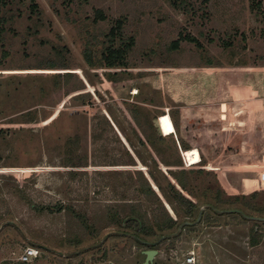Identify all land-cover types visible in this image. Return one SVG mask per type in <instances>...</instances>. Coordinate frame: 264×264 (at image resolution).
<instances>
[{
  "label": "rangeland",
  "instance_id": "374dc122",
  "mask_svg": "<svg viewBox=\"0 0 264 264\" xmlns=\"http://www.w3.org/2000/svg\"><path fill=\"white\" fill-rule=\"evenodd\" d=\"M118 21L135 43L109 69ZM180 37L196 41L169 50ZM248 205L264 208V0H0V264L27 245L28 264H264V221L233 212ZM131 214L167 237L121 235Z\"/></svg>",
  "mask_w": 264,
  "mask_h": 264
},
{
  "label": "trees",
  "instance_id": "16d2710c",
  "mask_svg": "<svg viewBox=\"0 0 264 264\" xmlns=\"http://www.w3.org/2000/svg\"><path fill=\"white\" fill-rule=\"evenodd\" d=\"M172 4L174 6H178L177 2L175 1H173ZM97 13L99 15V18L103 19L101 12H97ZM121 25L122 23L118 21L117 25H115L108 33L104 35V37L106 38V42H104L102 46L103 48L99 56L100 60L97 62V65L105 66L109 69L117 65H124L127 54L134 46L135 39L132 36L129 37L124 36L121 31ZM182 39L189 41L194 40V38L191 37H183V38L180 37L179 39L172 41L170 43L169 50L178 49L179 43ZM84 58L88 65L95 66V61L92 58L89 49H85ZM248 209L251 211H257V213L247 215L245 212H242L241 210L238 209L233 210V212L238 214L244 220L251 219L255 221H264V214H262L264 212L263 207L257 208L256 206L248 205ZM192 212H193V208H189L187 211L188 215L192 214ZM120 227L123 229L120 233L121 235L130 236L138 244H145V245L149 244L152 247L156 246L159 240L167 237L166 235L164 236L163 234H161L151 241L144 238V236L142 235H152L153 231L151 230V228H149L146 225L143 218L137 215L131 214L126 216L122 220ZM167 228L169 227H165V229ZM257 234H258L257 227L253 226L251 228V233L249 238L250 245L253 246L258 241V239H256Z\"/></svg>",
  "mask_w": 264,
  "mask_h": 264
},
{
  "label": "built area",
  "instance_id": "2783aa9c",
  "mask_svg": "<svg viewBox=\"0 0 264 264\" xmlns=\"http://www.w3.org/2000/svg\"><path fill=\"white\" fill-rule=\"evenodd\" d=\"M40 256L41 250L39 247L27 245L23 247L22 252L17 258V261L28 264ZM177 264H201V262L199 261L198 255L194 252V250L191 249L186 252L185 256H182L181 259L177 260Z\"/></svg>",
  "mask_w": 264,
  "mask_h": 264
},
{
  "label": "water",
  "instance_id": "95a60500",
  "mask_svg": "<svg viewBox=\"0 0 264 264\" xmlns=\"http://www.w3.org/2000/svg\"><path fill=\"white\" fill-rule=\"evenodd\" d=\"M143 253L145 255L144 264H152L153 258L155 256V254L157 253V250L147 249V250L143 251Z\"/></svg>",
  "mask_w": 264,
  "mask_h": 264
}]
</instances>
